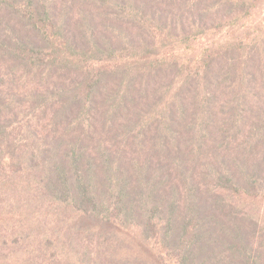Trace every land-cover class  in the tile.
Here are the masks:
<instances>
[{
    "label": "trees",
    "instance_id": "16d2710c",
    "mask_svg": "<svg viewBox=\"0 0 264 264\" xmlns=\"http://www.w3.org/2000/svg\"><path fill=\"white\" fill-rule=\"evenodd\" d=\"M253 3L0 0V170L26 151L53 198L136 222L177 264H264L243 206L264 199V43L172 53Z\"/></svg>",
    "mask_w": 264,
    "mask_h": 264
},
{
    "label": "rangeland",
    "instance_id": "374dc122",
    "mask_svg": "<svg viewBox=\"0 0 264 264\" xmlns=\"http://www.w3.org/2000/svg\"><path fill=\"white\" fill-rule=\"evenodd\" d=\"M247 1L256 3L247 18L206 38L192 39L187 45L175 47L174 57L181 58L189 67V63L198 61L199 54L225 44H263L264 0ZM169 84L174 87V83ZM103 124L104 119L98 126L101 135ZM78 126L76 123L73 135L66 137L78 135L81 130ZM26 134L23 130L19 138ZM28 139L30 144L36 142L32 135ZM35 146L36 143L34 150L39 149ZM20 153V159L8 161L17 168L0 170V264H53L52 256L63 254L62 246L68 251L59 264H177L159 237L147 239L136 222L123 224L120 218L111 228L100 229L93 217L77 210L72 202L67 204L53 198L39 167L30 166L26 151ZM243 206L259 220L258 234L264 233V199Z\"/></svg>",
    "mask_w": 264,
    "mask_h": 264
}]
</instances>
